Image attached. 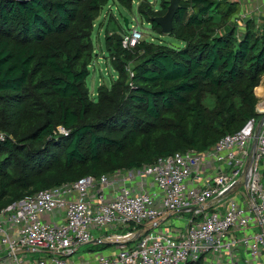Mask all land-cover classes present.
<instances>
[{
	"label": "trees",
	"instance_id": "obj_1",
	"mask_svg": "<svg viewBox=\"0 0 264 264\" xmlns=\"http://www.w3.org/2000/svg\"><path fill=\"white\" fill-rule=\"evenodd\" d=\"M109 3L133 7L0 0V210L63 183L207 150L255 116L264 17H241L235 0H178L170 42L124 49L121 35L105 34L116 76L91 96L92 36ZM167 6L141 0L136 12L161 35L151 19Z\"/></svg>",
	"mask_w": 264,
	"mask_h": 264
},
{
	"label": "built area",
	"instance_id": "obj_2",
	"mask_svg": "<svg viewBox=\"0 0 264 264\" xmlns=\"http://www.w3.org/2000/svg\"><path fill=\"white\" fill-rule=\"evenodd\" d=\"M128 27L121 46L133 49L144 35L136 20ZM262 89L255 116L207 150L63 183L0 210V264H264ZM90 243L107 247L73 257ZM31 249L41 255L24 254Z\"/></svg>",
	"mask_w": 264,
	"mask_h": 264
},
{
	"label": "rangeland",
	"instance_id": "obj_3",
	"mask_svg": "<svg viewBox=\"0 0 264 264\" xmlns=\"http://www.w3.org/2000/svg\"><path fill=\"white\" fill-rule=\"evenodd\" d=\"M160 1L161 0H149V5L151 6L152 10L156 11L159 9ZM134 2L135 3L133 4L131 11L121 8L116 4L109 3L106 7L103 8L100 17L95 22L92 40L96 56L94 58L93 65L90 68V74L86 80V85L91 96L92 94H96L99 84L109 85L110 81L113 80V77L116 76V73L112 69L109 62V54L106 51L104 44V35H122L123 33L128 34L130 28H124V19H127L128 23H131V25H133L134 20H136V22L138 23V28L144 35L143 40L152 39L154 41L161 40L163 42L171 41L168 36L159 35L158 33L152 31L150 24H148L144 19H142L136 12V7L141 2V0H134ZM252 2L254 3L256 8L254 9L255 13L249 12L247 16L244 15L242 17L256 19L261 13L264 14L263 0H252ZM110 15L112 16L109 17ZM260 86L261 88L259 89V92H261L263 90L262 88H264V75L262 76L259 85L254 89V95L255 93H257V88H259ZM182 216L186 219L192 217V215L190 214H183ZM130 231L131 230L129 229L123 231L109 230L107 232V236H111L114 234L118 236H127L126 233ZM93 249H99V246L95 245V243L85 245L81 247V249L77 251L75 250L73 257L76 258L79 255L86 253L88 250ZM24 254H27L30 257H39L41 255L40 252L33 251L32 249L29 251H25Z\"/></svg>",
	"mask_w": 264,
	"mask_h": 264
},
{
	"label": "water",
	"instance_id": "obj_4",
	"mask_svg": "<svg viewBox=\"0 0 264 264\" xmlns=\"http://www.w3.org/2000/svg\"><path fill=\"white\" fill-rule=\"evenodd\" d=\"M178 0H168V6L163 15L151 19L159 28L161 35H169L172 31V19L178 9ZM124 28H128V21L124 19Z\"/></svg>",
	"mask_w": 264,
	"mask_h": 264
},
{
	"label": "crops",
	"instance_id": "obj_5",
	"mask_svg": "<svg viewBox=\"0 0 264 264\" xmlns=\"http://www.w3.org/2000/svg\"><path fill=\"white\" fill-rule=\"evenodd\" d=\"M235 1H238L239 3H240V9H241V11H240V15H241V17L242 16H247V14L250 12H252V13H255L254 11V9H256L255 8V5H254V3L252 2V0H235ZM254 1V0H253ZM263 4H264V0H263ZM263 16L264 17V14L263 13H261L260 14V16ZM95 245H98L99 246V249H93V251H103V250H105V248L107 247V246H105L104 244H101V243H95ZM89 252H91V251H87L86 253H89ZM84 254V253H83ZM82 255V254H81ZM80 256V255H79ZM78 256V257H79ZM82 256H84V255H82ZM77 257V258H78Z\"/></svg>",
	"mask_w": 264,
	"mask_h": 264
},
{
	"label": "bare ground",
	"instance_id": "obj_6",
	"mask_svg": "<svg viewBox=\"0 0 264 264\" xmlns=\"http://www.w3.org/2000/svg\"><path fill=\"white\" fill-rule=\"evenodd\" d=\"M262 92V91H261ZM261 92H259V89H257V93L259 94V93H261Z\"/></svg>",
	"mask_w": 264,
	"mask_h": 264
}]
</instances>
